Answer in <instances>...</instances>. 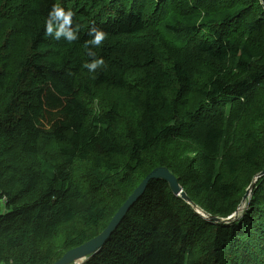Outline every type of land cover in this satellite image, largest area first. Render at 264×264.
Listing matches in <instances>:
<instances>
[{
    "label": "trees",
    "instance_id": "trees-1",
    "mask_svg": "<svg viewBox=\"0 0 264 264\" xmlns=\"http://www.w3.org/2000/svg\"><path fill=\"white\" fill-rule=\"evenodd\" d=\"M128 3L129 0L122 5L108 0H4L0 5V36L5 30L0 61L13 37L20 35L26 43L21 60L15 64L16 71L11 72L7 63L0 66V131L13 144L12 149L0 151V172H11L5 158L13 150L18 156L33 157L9 177L13 191H2L5 202L0 207V264H53L68 250L97 236L115 214L111 216L109 205L99 198L101 191L127 185L133 188L129 196L144 179L136 177V170L144 165L143 155L165 140L202 149L207 168L185 192L191 203L197 199L206 215L220 219L229 217L238 207L234 198L239 192L236 183L225 180L221 173L214 174L209 164L225 137L224 129L216 124V111L211 109L247 101L254 88H264V63L254 64L256 47L226 33V27L241 17V11H200V15L179 19L175 26L164 25L167 35L188 39L205 31L195 51L219 63L237 57V69L248 74L230 82L208 78L201 87L193 88L187 69L176 61L168 69L162 67L153 48L139 49L135 78L125 77L117 55L118 48L124 45L112 42L137 35L150 24L142 14L143 8L135 11ZM56 7L73 13L70 23L50 15ZM49 21L51 34L47 33ZM263 26L264 15L251 21L246 30L258 32ZM57 31L61 32L59 39L55 38ZM96 31L105 34L100 45L91 43ZM97 59H103L104 64L89 71L85 64ZM166 86L170 87L169 97L164 93ZM118 91L125 92L127 103L138 111L136 128L128 127L125 133L120 127L117 95L103 97L104 92ZM188 92L202 98L198 110L184 108L185 101L178 103ZM258 119L259 116L243 125L239 145L224 157V166L232 177L245 168L255 174L264 169V140L254 127ZM53 144L56 148L51 151ZM77 164H83L79 173ZM157 167L165 166L159 163L153 169ZM171 194L166 181L151 182L101 250L83 264H210L183 249V219L170 200ZM29 195L35 198L23 202ZM145 199L154 212L146 245H125L131 249L115 255L112 261L106 260L102 255L107 247L123 234L127 218ZM248 208L241 223L232 227L216 223L215 241L222 240V249L227 248L224 233L232 231L241 236L243 228L256 227L261 218L255 216L256 210L264 209V176L254 188ZM60 235V251L51 243L43 249L39 247Z\"/></svg>",
    "mask_w": 264,
    "mask_h": 264
},
{
    "label": "rangeland",
    "instance_id": "rangeland-1",
    "mask_svg": "<svg viewBox=\"0 0 264 264\" xmlns=\"http://www.w3.org/2000/svg\"><path fill=\"white\" fill-rule=\"evenodd\" d=\"M3 1L0 0V5ZM110 1L116 5L124 3V0H108V2ZM58 2L67 3L68 0H58ZM128 7L135 11L143 8L142 14L148 23H150L141 33L133 36L119 37L112 42L124 45L118 48L117 55L122 60V70L125 72V77L128 80L135 78L134 64L137 61L138 55H140V48H153L159 63L164 68L168 69L173 61L178 62V64L186 68L189 72L193 88L201 87L208 78L212 77H219L225 82L245 78L248 74L237 69V57H230L226 61L219 63L195 51V44L205 36V31H202L198 36L191 39L185 36L167 35L165 33L166 24L175 26L174 23L179 19L182 20L184 17L190 15H200V11L202 13H212L218 10H240L241 17L234 21L231 26L226 27V33H229L228 36L237 41H247L254 45L258 52V57L254 61V64L259 65L264 63V26L258 32H247L246 30L247 25L251 21L264 15V0H129ZM9 20L12 19L9 18ZM9 28H12V26ZM4 33L5 30L0 36V47L4 40ZM13 40L9 46V50H7V54H5V58L0 61V66L7 63V68L11 72L14 69L16 71L15 64L21 60L26 47V43L20 35L13 37ZM164 93L169 97L170 87L166 86ZM113 95H117L120 104L122 116L120 127L122 133H125L128 127L135 129L138 111L127 103V94L125 92L103 93L105 99ZM183 101L187 103L184 108L195 111L199 109L202 98L196 92H188L183 94L178 103ZM177 109L181 112L183 107L179 104ZM211 110L216 111V115L214 116L216 124L224 129L225 137L220 141L219 150L209 165L213 167L212 172L214 174L221 173L225 180L235 182L239 188V192L234 196L239 203L236 209L238 210L237 217L229 223H223V225L232 227L235 223H241L245 215L249 213L248 203L250 202L254 188L260 180V178L255 179L260 172L255 174L254 170L245 168L232 177L227 173L224 166V157L239 145V140L244 133L243 125L248 124V122L258 116L259 119L254 123V127L261 139L264 140V120L261 119V115L264 114V88H254L250 92L247 101L244 99L238 100L225 107L217 105ZM12 148L13 144L0 131V151ZM55 148L56 145L53 144L50 150L53 151ZM143 158L144 165L136 170L138 180L145 178L144 176L151 169L162 163V165L169 168L177 176L184 193L189 192L192 183L199 180L207 168L202 161V149L200 146L179 141L165 140L157 149L145 153ZM5 159L12 170L6 175H2L0 172V207H4L5 202L2 197V191L6 188L7 190H12L9 187V177L14 175V171L23 169L29 161H32L33 157L18 156L15 150H13L7 154ZM120 160L123 161V159ZM82 167L83 164H77L75 168L76 173H79ZM253 181L254 185L251 188V193L244 200L243 197ZM132 189L127 185H120L107 190L104 189L101 191L99 198H104L107 202L110 207V215L112 216ZM34 198L35 195H29L24 197L22 201L28 202ZM170 200L176 206L183 219L184 232L186 233V244L183 246V249L193 251L204 261H209L210 264H264L263 208L256 210L258 212L255 216H261V218L257 219L256 227L243 228V235L241 236L232 231H229L228 235L224 233L227 248L222 249L220 244L222 240L219 243L215 241L217 222H211L209 216L201 209L200 201L195 199L194 201L192 200V203H187L181 197L173 196L172 194L170 195ZM153 213L147 200H143L132 211L129 218H127V225L123 234L113 240L102 256L106 260L112 261L111 259L115 255L124 254L125 251L131 249V247L126 248L125 245L135 244L139 247L145 246L151 235V216ZM234 213L231 215H234ZM62 241L63 239L60 235L48 242H42L39 247L43 249L46 244L51 243L57 251H60ZM225 251L228 254H224Z\"/></svg>",
    "mask_w": 264,
    "mask_h": 264
},
{
    "label": "water",
    "instance_id": "water-1",
    "mask_svg": "<svg viewBox=\"0 0 264 264\" xmlns=\"http://www.w3.org/2000/svg\"><path fill=\"white\" fill-rule=\"evenodd\" d=\"M264 176V169L256 176L255 179L261 178ZM254 179V181H255ZM156 180H164L168 183L170 190L173 195L181 197L187 203H191L189 197L182 191L181 186L178 184L177 179L166 167H157L149 172L145 178L139 183V185L133 190V192L127 197L123 204L118 208L115 214L112 216L106 227L94 238L83 243L82 245L75 247L73 249L65 252L56 262L53 264H77L84 263L89 257L96 254L101 250L105 243L110 239L112 234L120 226L128 212L134 205L143 197L148 186L151 182ZM254 181L250 188L246 191L243 199L251 193V188L254 185ZM237 211L234 215H231L225 219H220L217 217H209L211 221L229 223L232 220H235L237 217Z\"/></svg>",
    "mask_w": 264,
    "mask_h": 264
},
{
    "label": "clouds",
    "instance_id": "clouds-1",
    "mask_svg": "<svg viewBox=\"0 0 264 264\" xmlns=\"http://www.w3.org/2000/svg\"><path fill=\"white\" fill-rule=\"evenodd\" d=\"M50 15L58 17V18H62L64 23L68 24L71 21V16L73 15V13L71 11H68L67 13H65L62 8L56 7L54 8L53 13H51ZM52 31H53V27L51 25V22L49 21L47 25V33L51 34ZM60 35H61V32L57 31L55 38L59 39ZM104 38H105V34L102 31H96L95 37L91 41V43L93 45H100L101 42L104 40ZM103 64H104L103 59H97L91 63L85 64V67H87L89 71H95L97 68L101 67Z\"/></svg>",
    "mask_w": 264,
    "mask_h": 264
},
{
    "label": "built area",
    "instance_id": "built-area-1",
    "mask_svg": "<svg viewBox=\"0 0 264 264\" xmlns=\"http://www.w3.org/2000/svg\"><path fill=\"white\" fill-rule=\"evenodd\" d=\"M77 264H80V263H77Z\"/></svg>",
    "mask_w": 264,
    "mask_h": 264
}]
</instances>
